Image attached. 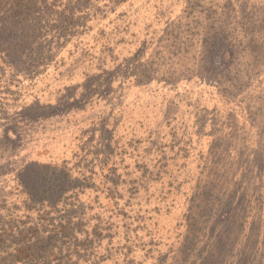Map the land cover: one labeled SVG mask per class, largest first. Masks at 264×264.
Returning <instances> with one entry per match:
<instances>
[{
    "label": "rangeland",
    "instance_id": "obj_1",
    "mask_svg": "<svg viewBox=\"0 0 264 264\" xmlns=\"http://www.w3.org/2000/svg\"><path fill=\"white\" fill-rule=\"evenodd\" d=\"M187 2L91 0L83 27L68 31L65 39L38 42L43 55H37L41 62L33 72L0 69V256H6L3 246L13 249V241L5 235L16 237L37 222L50 220L56 212V222L61 220V208L48 212L50 209H44L41 203L28 200V191L33 194V175L44 174L42 170H51L55 163L61 169L69 168L72 141L83 136L87 125L107 118L119 129L118 133L134 127L128 136L131 140L138 133L142 140L154 142L146 147L143 143L134 144L129 149L131 154L158 155L161 159L157 164L159 172L153 176L146 172V186L132 191L142 206L140 219L135 221L133 214L128 213L118 220L130 225V237L135 240L129 258L132 264H152L153 259H145L149 254L147 258L154 256L159 264H175L180 235L196 219L188 215V200L200 172H196L197 164L205 166L210 160L202 153L209 146L210 136H215L211 128L215 130L219 113L225 118L230 99L235 97L237 106L246 109L248 104H264V64L259 65L257 73L254 70L259 66L252 69L248 89L223 83L225 77L222 81L218 77H197L176 83L178 78L174 76L179 70L202 63L204 51L195 53L192 47L199 39L198 32L191 29L194 20L199 18L200 29L212 25L214 19L209 13L215 5L222 4L220 0ZM240 4L233 13L215 15L219 19L213 24L233 30L247 5L245 0ZM250 21L258 22L243 19L234 37L236 43L247 41ZM249 50L241 53H246L243 59L253 65ZM233 93L238 95L232 97ZM36 104H43L45 111L40 120L34 118ZM170 132L176 136H169ZM260 150L257 145V152ZM253 153L254 149L250 150V156ZM197 155L201 161H195ZM22 178L29 183L24 188ZM164 182L163 194H153V184ZM133 204L132 199L128 201L129 211ZM263 210L264 205L258 204L257 211L248 210L249 216L264 220ZM145 223L156 227L148 237H143L142 232L146 231H134L135 226L145 228ZM242 226L241 232H246ZM144 244L148 247L140 253Z\"/></svg>",
    "mask_w": 264,
    "mask_h": 264
},
{
    "label": "trees",
    "instance_id": "obj_2",
    "mask_svg": "<svg viewBox=\"0 0 264 264\" xmlns=\"http://www.w3.org/2000/svg\"><path fill=\"white\" fill-rule=\"evenodd\" d=\"M90 1L0 0V69L8 68L15 72L31 69L33 72L41 62L37 55H43L38 42L43 39L47 42L55 37L65 39L68 31L83 27L92 7ZM220 1L222 4L215 5L209 13L213 23L219 19L215 16L218 13H233L241 5V0ZM245 1L244 14L236 20L233 30L225 29L227 25L224 28L213 23L200 29L199 18L194 20V28L191 29L198 32L199 39L192 47L195 53L204 51V56L202 63L185 71L179 70L174 76L178 78L176 83L197 77H218L222 81L225 77L223 83L228 82L233 88L248 89L250 82L247 79L252 69L264 64V0H256L258 5L253 0ZM188 2L197 3V0ZM245 18L258 22H248L250 35L247 34V41L236 43L234 37ZM190 49L187 48L188 51ZM248 49L253 65L245 57L243 59L242 55L246 53H241V50ZM259 68L254 70L255 73ZM225 88L230 91L228 86ZM237 95L233 93L232 97ZM237 104L238 97L230 99L226 117L219 113L215 130L211 128L215 136H210L207 151L201 152L206 160L208 157L210 160L205 166L197 164L196 172H200L188 200V215L196 219L180 235V251L175 264H264V220L249 216L248 211L253 208L257 211L258 204L264 205V104L256 107L248 104L249 109ZM36 106L34 118L40 120L45 111L43 104ZM137 125L139 127L140 123ZM133 130L134 127L124 134L118 133L119 129L107 118H101L97 123L84 127L83 136L72 141L69 168L61 169L55 163L51 170L43 169L44 174L33 175V194L28 191V200L41 203L44 209H50L48 212L61 208V220L56 222V212L50 220L37 222L16 237L5 235L7 240L13 241V249L3 246L6 256H0V261L4 259L0 264L126 262L133 253L135 240L130 237V225L125 226L118 220L128 213L133 214L131 218L135 221L140 219L142 206L138 198L132 196V191L146 186L144 174L151 172L152 176L155 175L159 172L158 160L161 162L158 155L147 157L145 153L133 155L129 152L134 144L143 143L146 147L154 143L142 140L138 133L131 140L128 136ZM169 136L174 138L176 135L170 132ZM8 142L6 140L5 144ZM257 145L261 148L259 152ZM253 149L254 156H250ZM194 158L201 161L199 155ZM21 177H24L23 172ZM28 184L24 178L21 179L23 188ZM164 185L165 182L153 184V194H163ZM253 190L255 198H252ZM62 196H66L65 200ZM131 199L134 204L129 211L127 204ZM179 203H182L181 199ZM167 205L170 206V202ZM260 209L262 211L261 206ZM242 225L247 228L246 232H241ZM145 226H135L134 231H146L142 234L148 237L149 231L152 233L156 229L155 225L145 223ZM157 236L158 233L154 239ZM150 245L155 246L154 243ZM147 247L144 244L140 253ZM147 257L149 254L145 259H153L152 264L160 262L154 256ZM127 264H132L130 258Z\"/></svg>",
    "mask_w": 264,
    "mask_h": 264
}]
</instances>
